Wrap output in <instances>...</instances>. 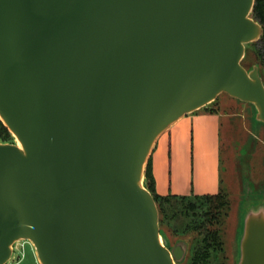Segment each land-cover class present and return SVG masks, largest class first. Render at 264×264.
I'll return each mask as SVG.
<instances>
[{
	"label": "water",
	"instance_id": "obj_1",
	"mask_svg": "<svg viewBox=\"0 0 264 264\" xmlns=\"http://www.w3.org/2000/svg\"><path fill=\"white\" fill-rule=\"evenodd\" d=\"M254 0H0V264H180L144 183L157 138L222 94L264 127ZM251 202V201H250ZM235 264H264V198Z\"/></svg>",
	"mask_w": 264,
	"mask_h": 264
},
{
	"label": "rangeland",
	"instance_id": "obj_2",
	"mask_svg": "<svg viewBox=\"0 0 264 264\" xmlns=\"http://www.w3.org/2000/svg\"><path fill=\"white\" fill-rule=\"evenodd\" d=\"M241 63L246 68L257 64L264 81V64L258 54L256 42L246 45ZM206 107L209 111H220L222 114L218 118L217 127L215 126L208 134L205 151L217 159L219 170L217 192L223 191L228 200L226 214L221 218L218 227L223 241L225 264H235L243 209L252 200L264 198V127L253 122V110L250 105L225 93L220 94ZM233 110H236V115L231 117L223 115ZM164 138L161 140L164 141ZM14 140L12 136V141ZM165 233L169 247H173L177 242L186 246L184 258L180 262L184 264L189 258V243L195 234L176 233L168 227L165 228ZM21 252L22 254L18 255L15 251L13 260L11 259L9 263L40 264L30 243L25 242Z\"/></svg>",
	"mask_w": 264,
	"mask_h": 264
},
{
	"label": "crops",
	"instance_id": "obj_3",
	"mask_svg": "<svg viewBox=\"0 0 264 264\" xmlns=\"http://www.w3.org/2000/svg\"><path fill=\"white\" fill-rule=\"evenodd\" d=\"M235 112L223 115L231 117L237 114ZM221 116L220 111H209L205 106L182 116L157 138L149 156L155 194L191 196L217 193V159L205 150L208 134ZM163 137L164 141L161 140Z\"/></svg>",
	"mask_w": 264,
	"mask_h": 264
},
{
	"label": "trees",
	"instance_id": "obj_4",
	"mask_svg": "<svg viewBox=\"0 0 264 264\" xmlns=\"http://www.w3.org/2000/svg\"><path fill=\"white\" fill-rule=\"evenodd\" d=\"M252 16L262 25L263 35L256 41L258 54L264 64V0H254ZM0 142H12V135L0 120ZM145 186L152 193L159 211L160 231L165 228L176 233H194L189 243V258L184 264H225L223 241L220 235L221 218L226 214L228 200L223 191L191 196H159L153 190L149 159Z\"/></svg>",
	"mask_w": 264,
	"mask_h": 264
},
{
	"label": "built area",
	"instance_id": "obj_5",
	"mask_svg": "<svg viewBox=\"0 0 264 264\" xmlns=\"http://www.w3.org/2000/svg\"><path fill=\"white\" fill-rule=\"evenodd\" d=\"M25 242H28V243H30L29 241H27V240H20V241H18L17 243H16V245H15V247H14V252L16 251L17 253H18V255L19 254H22V252H21V250L23 249V246H24V243ZM20 243V244H19ZM31 244V243H30ZM31 246H32V244H31ZM32 248H33V246H32ZM21 252V253H20ZM12 260H13V258H12ZM6 264H10L9 262L8 263H6ZM11 264H14V263H11Z\"/></svg>",
	"mask_w": 264,
	"mask_h": 264
}]
</instances>
